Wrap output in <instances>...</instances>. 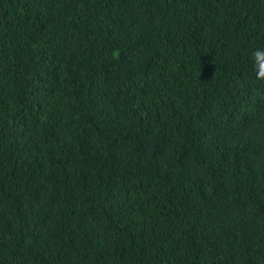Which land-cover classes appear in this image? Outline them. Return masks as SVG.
Instances as JSON below:
<instances>
[{"label": "trees", "instance_id": "1", "mask_svg": "<svg viewBox=\"0 0 264 264\" xmlns=\"http://www.w3.org/2000/svg\"><path fill=\"white\" fill-rule=\"evenodd\" d=\"M264 0H0V264H264Z\"/></svg>", "mask_w": 264, "mask_h": 264}, {"label": "clouds", "instance_id": "2", "mask_svg": "<svg viewBox=\"0 0 264 264\" xmlns=\"http://www.w3.org/2000/svg\"><path fill=\"white\" fill-rule=\"evenodd\" d=\"M255 78L264 80V48H255L250 52Z\"/></svg>", "mask_w": 264, "mask_h": 264}]
</instances>
